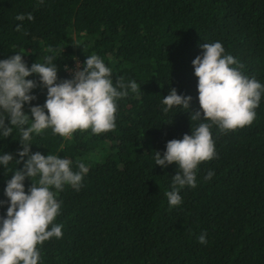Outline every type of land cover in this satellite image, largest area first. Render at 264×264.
I'll use <instances>...</instances> for the list:
<instances>
[{
    "label": "trees",
    "instance_id": "1",
    "mask_svg": "<svg viewBox=\"0 0 264 264\" xmlns=\"http://www.w3.org/2000/svg\"><path fill=\"white\" fill-rule=\"evenodd\" d=\"M25 12L31 21L15 20ZM215 40L264 83V0H0V58L25 52L30 65L51 46L65 78V65L96 53L113 80L133 79L141 90L117 101L112 130H77L68 140L45 129L34 137L32 150L88 164L81 189L65 186L57 197L63 235L38 246L42 264H264V97L250 125L213 126L217 155L198 165L196 187L180 190V205L169 208L164 196L174 163L153 160L194 123L186 109L164 113L162 96L175 87L198 108L190 61L198 44ZM34 91L33 103H43L44 90ZM18 135L0 140V149L15 153ZM14 168V161L0 168V199ZM202 231L205 244L196 239Z\"/></svg>",
    "mask_w": 264,
    "mask_h": 264
},
{
    "label": "clouds",
    "instance_id": "2",
    "mask_svg": "<svg viewBox=\"0 0 264 264\" xmlns=\"http://www.w3.org/2000/svg\"><path fill=\"white\" fill-rule=\"evenodd\" d=\"M25 19L31 21L32 13L15 16L16 21ZM22 27L21 23L15 25L18 31ZM198 47L201 51L190 61L198 108L190 107L191 95L178 94L175 87H169L161 100L164 113L173 107L186 109L194 122L189 125L190 134L168 139L162 153H153L155 165H175L169 190L164 192L169 208L182 203L181 189L196 187L198 165L217 155L213 126L227 132L250 125L264 97V83L244 74L243 64L225 50L221 41H204ZM46 51L49 55L42 62L30 65L23 58L25 52L0 58V140L12 136L14 130L19 134L15 153L0 149V168L4 170L15 162L10 178L4 181V199H0V264H42L38 246L63 235V224L55 222L62 204L57 197L65 186L79 191L88 172L84 160L73 162L57 155L58 150L44 154L32 150L34 137L45 129L68 140L77 130H90L91 134L112 130L116 127L117 101L141 91L133 79L113 80L112 69L96 53L86 54L82 62L74 60L73 65H65L71 75L59 78L58 65L53 62L58 59V51L51 46ZM37 89L44 90L43 103H33ZM213 174L209 169L203 179L209 180ZM26 179L30 181L27 188ZM196 239L207 243L206 232Z\"/></svg>",
    "mask_w": 264,
    "mask_h": 264
},
{
    "label": "built area",
    "instance_id": "3",
    "mask_svg": "<svg viewBox=\"0 0 264 264\" xmlns=\"http://www.w3.org/2000/svg\"><path fill=\"white\" fill-rule=\"evenodd\" d=\"M70 72V71H69Z\"/></svg>",
    "mask_w": 264,
    "mask_h": 264
}]
</instances>
